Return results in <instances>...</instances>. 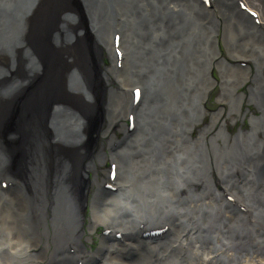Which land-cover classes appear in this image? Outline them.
Returning <instances> with one entry per match:
<instances>
[{
    "label": "bare ground",
    "instance_id": "bare-ground-1",
    "mask_svg": "<svg viewBox=\"0 0 264 264\" xmlns=\"http://www.w3.org/2000/svg\"><path fill=\"white\" fill-rule=\"evenodd\" d=\"M46 1L0 0L7 5L0 8V99L24 91V74L28 79L36 70L24 40L31 35L35 48L33 36L37 42L35 31L44 24L51 51L73 42L79 36L67 23L76 13L96 61L103 60L105 47L110 54L111 65L100 70L109 87L101 102L106 116L90 138V154L78 162L69 153L84 139L87 109L79 110L82 117L52 97L47 111L42 107L45 116L35 121L42 109L36 102L32 115L22 117L20 100L6 107L0 126L5 130L6 117L16 109L21 129L0 133V264H264V0H65L69 13H57L53 29ZM35 7L37 24L25 31ZM75 23L79 29L80 21ZM219 31L228 56L243 65L221 55ZM116 35L118 44L112 42ZM17 50L25 65L8 84ZM81 52L73 54L81 60ZM86 52L92 71L94 56ZM34 53L43 55L37 48ZM214 64L218 80L211 76ZM109 70H119L120 81L111 75L107 82ZM45 71L65 97L88 98L76 69L60 80L51 65ZM216 88L219 106L206 112ZM121 115L124 137L116 140L110 136ZM242 123L246 127L238 128ZM8 137L22 141L16 159ZM108 137L105 150L99 149L98 139ZM12 157L19 164L13 171ZM109 157L113 167L105 171ZM239 181L243 190L237 189ZM99 227L107 237L92 251L87 243ZM152 230L165 231L156 239L145 235Z\"/></svg>",
    "mask_w": 264,
    "mask_h": 264
},
{
    "label": "rangeland",
    "instance_id": "rangeland-1",
    "mask_svg": "<svg viewBox=\"0 0 264 264\" xmlns=\"http://www.w3.org/2000/svg\"><path fill=\"white\" fill-rule=\"evenodd\" d=\"M38 1L42 2L43 0H38ZM47 1L49 2L47 4V6L49 8H46L47 10H44V11H47V15L48 16L52 15V19L50 21H51V29H53L54 20L57 19V17H56L57 15L56 14L60 13V11L62 12L61 14L69 13V11L65 10V9H68L67 8L68 5H67V2L65 0H60V2H61L60 4H55V0L54 1L53 0H47ZM67 1H69V0H67ZM71 3L74 5L75 4L74 0L73 1L71 0ZM34 9H36V7ZM62 9H64L65 11L62 10ZM37 10H38V8L35 11H37ZM39 15H40V12L37 11V13H36V12L33 11L31 15L29 14L26 17L25 21L28 24L25 27L26 28L25 31L29 32V30H28L29 27H30V31H31V28L35 25V23L37 21V17ZM72 16H73V19H71L67 23L68 24V28L72 31L74 37H75V35H78L79 37L76 38L73 42L70 41L69 44H63V43H61L60 45L56 44L54 51L53 50H52L53 52L51 51L52 54L50 55L51 56L50 59H47V58L45 59V55L44 54L41 55V57H38L34 53V45L32 44V42L30 43L28 40L27 41H26V39L24 40L25 47H28V49L31 52L32 56L36 60V63H35L36 64V70L32 74H29V75H31V77L28 78V79H25L27 77V75H26L27 73L24 74V79L22 80V83L20 85V86L24 87L23 88V90L25 89L24 91L19 92L18 95L9 96L7 98V100H2V98L0 99V110L2 111L1 117H0V121H2L3 116H4V112H6V110H7L6 107H8V105H16V103L19 100L20 101L17 104V106L20 108L19 116L21 114H23L24 116H26V114L27 115H32L31 114L32 111H30V110L34 109V107H32V105H33L32 103L33 102H36V104H37L36 106H38L39 108H42L44 106L46 111H47V109L50 107L49 105H50L52 97L60 98L61 100L66 102L67 105H70L73 110L78 111V115H80L82 117H83V115H81L82 114L81 113L82 109L83 108L87 109L88 110V115L90 114V117H89V121L86 119L87 117H84V119L86 120V123L82 127V132H83L82 136H84V139L82 140L79 149H77V150L76 149H72L71 152L69 153L70 157H73V158L74 157L75 158L78 157L77 161L78 162H80V161L82 162L85 159V156H88L90 154V152H91V149L94 147V146H91L92 145V142H90V138L91 137H89L91 129H95L97 127V125L99 126L103 122V117L106 116V115H104L103 112L100 114L101 109H102V103L101 102H102V98H103V93L101 92V90H102L101 83H99L97 81L94 82V80H92L93 79V75H92V72L90 70V67L88 66V61L86 63V61L84 59V57H86V55L84 53L85 51H87L86 53H90V55H92V57L94 56L93 51H91V50L89 51L90 47L92 46V43L91 42L88 43V40H86L90 36L87 33V31L84 30L85 23L83 22L82 17L77 15L76 13H72ZM75 20L76 21H80L81 25L78 27L79 29H77V28L75 29V26L78 25V23H75ZM77 41H79L80 44L75 46V42H77ZM112 42H114L113 39H112ZM218 42H219V49H220V51L222 53L221 55H223L227 59L231 60V58L228 56L226 46H225V44H223L221 31H219V33H218ZM83 47L86 50H84ZM105 49L106 50H103V60H104L105 57L107 59L110 58V54H109V52L107 50L108 48L105 47ZM74 52H75V54H79L81 52V54L84 57H82V59L79 60L78 57L74 56V54H73ZM20 53H21V50H17L16 51V53H15L16 54V59H15V64H14L15 66L12 67V70L10 69L11 70L10 73L8 75H6V77H5V79H7V81L6 80L5 81L8 84L12 82L11 80H13V78L14 79L19 78L18 76H14V74L16 72L22 74L23 65H25L24 64L25 61L24 60L22 61L21 59H20L21 63L18 61L17 54H20ZM56 53H58V55H55ZM22 57H24V56L22 55ZM91 61L93 62V65H95V62H96L95 56H94V58ZM104 61H107V60L105 59ZM3 62L4 61H2V63ZM19 64L22 65V67H20ZM50 65L54 68V70L56 72V73L54 72V74L58 76L57 77L58 80H60V78H63V77L65 78L66 74H67L66 72H68L69 69H76V71L79 72V74L81 75L82 79L85 81V83L87 85L86 87H87V90H88V98L87 99H81L77 95L76 96H74V95L73 96H69V98H68V97H65L62 94V91L60 89L56 90L55 87L52 85V83L49 82V80L47 79L48 75L45 74L46 73L45 68L49 69ZM212 68L213 69H212L211 76L213 77L215 75L217 80H218V78H219L218 75H220L221 72L219 71L218 66H216V64H214V66ZM116 71L118 72L119 70H116ZM117 72L109 70L107 82H109L111 80L110 79L111 75H116L118 81H120V79H121L120 77H122V76H121V73L116 74ZM112 81L114 82V80H112ZM35 85L36 86H40L41 92L43 91L42 95L39 96L36 93L37 89L35 88ZM34 88L36 90L35 92H34ZM107 90L108 89L106 88L104 90V92L106 93ZM216 92H217V88L215 90H213L212 93L210 94V96L208 97V104H209V106L211 108H216V106H217L216 103H218L217 99L215 97L216 96ZM31 93L34 94V96H31V99L27 100L25 98V99H23V101L21 100V98H23V96L25 94H31ZM65 95H67V94L65 93ZM72 97H74V98H72ZM114 101L117 102L119 100L117 98H114ZM60 104L63 105V103H60ZM43 110L44 109L42 108V109L38 110L36 113L34 112L35 116L33 117V119L35 121H38V120L42 119L43 116H45V113L43 112ZM79 110H81V112ZM13 111H14L13 112L14 114H12V116L6 117L7 119H5V123H4L5 124V126H4L5 130H4L3 127L0 126L1 127L0 128V133H1V131L3 133V131L9 130L11 128L16 129V130L17 129H21L20 128V123H21L20 120L17 121L16 119H14L15 118L14 115H16L17 111H16V109H14ZM20 117H22V115ZM4 118H5V116H4ZM36 118H37V120H36ZM21 119H24L26 121V118H21ZM35 121H34V123H36ZM122 121L124 122V116L123 115L118 116L117 117L116 126H115L114 130L116 128L117 129H121ZM10 132L11 131H9V132L7 131V133H10ZM119 133L120 134L124 133L123 126H122L121 130H118L115 133L116 134V138H115L116 140H120V138L118 137V136H120ZM100 134H101V132H100ZM92 136H94V139L96 138L95 134H92ZM18 138L19 137H17V138L14 137L12 139L9 138V137L7 138L10 141L9 144H8V147L10 146L8 150H10L11 153H14L15 159L18 156V154H22L23 153V149H22L23 148V146H22L23 144H22V141L20 139H18ZM104 139L105 138H99L98 139V141L101 143V144H99V147H98L99 149L102 148L103 150H105V146L107 145V142L104 141ZM44 148H45V150H48L46 146ZM15 159L13 157H12V159H10L11 160V162H10L11 163L10 164L11 171H13L15 169L14 167L16 165H18V167H19L18 161L15 163ZM103 169L106 171L107 166L103 165ZM92 176H93V174L90 173L88 178L92 179ZM97 176H100V172H98ZM78 185L80 186L81 183L78 182ZM87 196H89V199H90L92 197V194L88 193ZM87 196L84 195V197L86 199V202L90 203L91 199L88 201ZM88 211H90L89 208H87V210L85 212V216L86 217H89V215L87 214ZM87 223H89V222L87 221ZM85 225H86V223H85ZM101 233H102V231L99 230L97 233H95L93 235L92 244L91 243H87L88 245H90V248H89L90 250L96 251L97 249L100 248V246L102 244V241H101V238H100V237H102Z\"/></svg>",
    "mask_w": 264,
    "mask_h": 264
},
{
    "label": "water",
    "instance_id": "water-1",
    "mask_svg": "<svg viewBox=\"0 0 264 264\" xmlns=\"http://www.w3.org/2000/svg\"><path fill=\"white\" fill-rule=\"evenodd\" d=\"M12 5L15 6V7H18L20 4H12ZM6 6H7L6 4H3V5H0V8L6 7ZM34 43H36L35 47L38 50H40L42 54L45 53L47 59H49L50 58V55L52 53H49V52H51V48H50V45L47 42V40L45 38H43V37L37 36V42L35 40ZM90 66H91V69L93 71L94 69H93V65H92L91 61H90ZM4 126H5V124H4Z\"/></svg>",
    "mask_w": 264,
    "mask_h": 264
},
{
    "label": "flooded vegetation",
    "instance_id": "flooded-vegetation-1",
    "mask_svg": "<svg viewBox=\"0 0 264 264\" xmlns=\"http://www.w3.org/2000/svg\"><path fill=\"white\" fill-rule=\"evenodd\" d=\"M245 91H246V88L238 87L237 92L245 93ZM241 93H240V94H241ZM218 94H219V91H218L216 97L221 98V97L223 96V95H219V96H218ZM218 106H219V103H218ZM218 106H216V107H218ZM215 109H216V108H209L208 105H207V106L205 107L204 110H205L206 112H209V113H210L211 111H214ZM205 111H204V112H205ZM256 114H257V113H256ZM206 119H207V120H206L205 122H208L209 119H208V118H206ZM243 123H244V124L246 123V125H249V120L246 118V120H245ZM243 123H242V124L240 125V127H238V128H244V127H246V125H244ZM118 130H121V129H117V128H116V129L112 132V135H111L110 137H112V136L114 135V138H116V134H115V133H116ZM237 131H238V130H237ZM237 131H236V132H237ZM236 132H234V133H230V134L233 135V134H235ZM109 139H110L109 137H108V138H105L104 141L107 142V140H109ZM107 144H108V142H107Z\"/></svg>",
    "mask_w": 264,
    "mask_h": 264
}]
</instances>
